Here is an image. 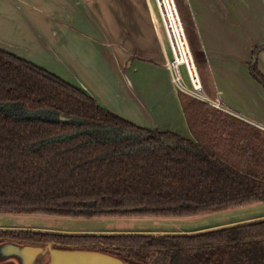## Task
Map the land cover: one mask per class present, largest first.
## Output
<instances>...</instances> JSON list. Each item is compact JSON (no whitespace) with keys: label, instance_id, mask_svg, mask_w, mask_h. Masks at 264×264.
Wrapping results in <instances>:
<instances>
[{"label":"trees","instance_id":"1","mask_svg":"<svg viewBox=\"0 0 264 264\" xmlns=\"http://www.w3.org/2000/svg\"><path fill=\"white\" fill-rule=\"evenodd\" d=\"M174 1L205 88L193 20ZM260 49L248 70L264 88ZM177 95L191 139L134 124L0 48V213L193 217L264 201V129L180 90ZM2 241L102 250L128 264H264V217L185 232L9 227L0 228Z\"/></svg>","mask_w":264,"mask_h":264},{"label":"crops","instance_id":"2","mask_svg":"<svg viewBox=\"0 0 264 264\" xmlns=\"http://www.w3.org/2000/svg\"><path fill=\"white\" fill-rule=\"evenodd\" d=\"M93 1L99 3L97 7L100 10L102 6L109 9L114 6L118 16L85 20H90L89 23L78 17L72 24L63 16L59 19L54 16L56 5L53 6L51 0H0V48L21 56L16 50V47L20 48L17 41H39L43 49H50L51 42L60 41L63 43L60 49L64 50L68 46V32L59 35L58 26L64 25L69 30L71 25H78L77 31H80L79 25H85L95 32L90 37V43L96 46L100 56L103 55L102 60L111 78L108 83L110 88L107 87L109 91L106 90L108 95H103L106 101L85 83L80 85L68 81L57 71L34 64L82 88L99 105L134 124L146 129L169 130L191 139L178 90L168 67L172 55L158 22L159 13L154 0H126L127 16H124L119 0ZM180 2L193 20L203 52L206 93L211 97L219 96L226 112L264 127V88L250 76L248 70V64L253 61L254 48L264 45V0ZM134 9L137 15L133 14ZM55 10L59 7L56 6ZM64 53L67 54L66 50ZM256 62L264 74V49L256 52ZM259 217L264 215L171 232L210 229Z\"/></svg>","mask_w":264,"mask_h":264},{"label":"rangeland","instance_id":"3","mask_svg":"<svg viewBox=\"0 0 264 264\" xmlns=\"http://www.w3.org/2000/svg\"><path fill=\"white\" fill-rule=\"evenodd\" d=\"M119 1L123 7V11H125L126 0ZM51 2L53 3V6L56 5L59 7V10H55L56 6H54V16L58 19L60 18L59 16H63L72 24L75 23V18L78 19V17L80 20L85 21L99 17L103 19H111L118 16L117 11L113 9L114 6L109 9L101 5L103 8L100 10L97 7L99 3H95L93 0H51ZM134 6H136V4ZM127 13L128 10L125 11L124 16H127ZM133 14L137 15L136 9H134ZM159 14L158 22L160 26H162ZM90 20L85 22L89 23ZM77 27L78 25H71L69 30H67L64 25L58 26L59 35H64L68 32V46L67 49L66 47L64 49L68 55H65L64 50L60 49L61 44H63L60 41H54V44L51 42L50 49L41 48L39 46L41 42L39 41H17L16 44L20 45V48L15 46L17 53L26 60L28 59L33 63L35 62L57 71L62 74V78H65L68 81L77 82L80 85L85 83V85H88L92 90L99 93L103 100L106 101L103 95H108L106 90H108L107 87L110 88L108 83H110L111 78L108 69L105 68L107 65L102 60L103 55L100 56L99 52L96 50V46L90 43V37L95 32L89 30L85 25H79L81 28H78V30L80 29V31H77ZM34 44H37V47L31 49L26 48L27 46ZM182 65L180 69L184 83L191 87L185 68ZM111 99L114 101L113 97H111ZM116 108L119 109V105H116ZM28 115L33 116L34 114L31 113ZM259 215H264V201L193 217L126 216L116 218H88L56 217L41 214L0 213V228L10 227V229H33L61 233H136L142 231L159 232L164 230L171 232L178 229H198V227H206V225L210 224L223 223L226 221L239 220L247 216Z\"/></svg>","mask_w":264,"mask_h":264},{"label":"water","instance_id":"4","mask_svg":"<svg viewBox=\"0 0 264 264\" xmlns=\"http://www.w3.org/2000/svg\"><path fill=\"white\" fill-rule=\"evenodd\" d=\"M0 264H128L122 258L96 249L61 248L52 242L29 244L0 242Z\"/></svg>","mask_w":264,"mask_h":264},{"label":"bare ground","instance_id":"5","mask_svg":"<svg viewBox=\"0 0 264 264\" xmlns=\"http://www.w3.org/2000/svg\"><path fill=\"white\" fill-rule=\"evenodd\" d=\"M158 3L163 13V17L167 27L166 31H168L169 38L173 46L172 49L176 56L175 63L178 62V64H184V66L186 65L185 68L191 87L187 85L186 86L188 88L199 89L200 79L196 73V70L193 68L194 65L191 62L192 57L188 49L186 39L184 37L183 28L177 18V13L173 5V1L158 0Z\"/></svg>","mask_w":264,"mask_h":264},{"label":"built area","instance_id":"6","mask_svg":"<svg viewBox=\"0 0 264 264\" xmlns=\"http://www.w3.org/2000/svg\"><path fill=\"white\" fill-rule=\"evenodd\" d=\"M172 1H173V5H174V7H175L176 13H177V18H178V20H179V22H180V24H181V26H182V28H183V24H182V22H181V19H180V16H179V13H178V10H177V7H176V4H175V1H174V0H172ZM155 3H156V7H157V9H158V13H160V14H159V16H160V20H161V23H162V26H163L164 32H165V34H166V37H167V40H168V44H169L170 49H171L172 59L168 62V67H169V69H170L171 72H172V82L174 83V85H175V87L177 88V90H180V91H182V92H184V93H186V94H188V95H190V96H192V97H194V98H196V99H199V100H201V101H204V102H206V103H208V104H210V105H212V106H214V107H216V108H218V109H221V110L227 111V110L222 106V104H221V100H220L219 96L216 95L215 97H211V96H209V95L206 93V91L204 90V88H203V86H202V83L200 82L201 80L199 81V82H200L199 89L188 88V87L186 86V84L184 83V79H183V76H182L181 69H180V67H181L182 64H178V62L175 63V61H176V56H175V54H174V51L172 50L173 46H172L171 40H170V38H169L168 31H166V30H167V27H166L165 20H164V17H163V13H162V10H161L160 5H159V3H158V0H155ZM183 32H184V37H185V39H186V43H187V45H188V49H189L190 54H191V57H192V58H191V62H192V64L194 65L193 68L196 70V73H197V75L199 76L198 71H197V68H196V64H195V62H194V59H193V56H192V53H191V50H190V47H189V44H188V41H187L186 35H185L184 28H183ZM193 65H192V66H193ZM182 66L185 68L184 65H182ZM185 71H186V68H185ZM186 74H187V71H186ZM187 77H188V76H187ZM199 79H200V77H199ZM258 127H259V126H258ZM260 128H261V129H264V127H260Z\"/></svg>","mask_w":264,"mask_h":264}]
</instances>
